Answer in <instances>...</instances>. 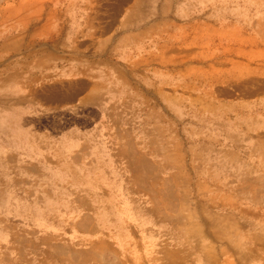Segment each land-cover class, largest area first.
Returning a JSON list of instances; mask_svg holds the SVG:
<instances>
[{
  "label": "rangeland",
  "instance_id": "1",
  "mask_svg": "<svg viewBox=\"0 0 264 264\" xmlns=\"http://www.w3.org/2000/svg\"><path fill=\"white\" fill-rule=\"evenodd\" d=\"M0 264H264V0H0Z\"/></svg>",
  "mask_w": 264,
  "mask_h": 264
}]
</instances>
